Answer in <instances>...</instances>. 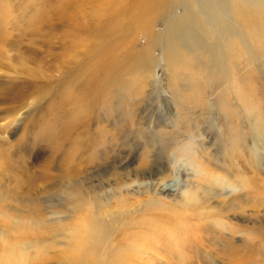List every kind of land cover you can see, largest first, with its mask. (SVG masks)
Wrapping results in <instances>:
<instances>
[{
  "label": "rangeland",
  "instance_id": "obj_1",
  "mask_svg": "<svg viewBox=\"0 0 264 264\" xmlns=\"http://www.w3.org/2000/svg\"><path fill=\"white\" fill-rule=\"evenodd\" d=\"M118 1L0 0V94L19 85L0 95V264L7 253L21 264H69L67 253L73 264H264V0H164L152 25L146 6L126 17ZM61 4L111 35L59 65L75 90L91 65L101 82L111 74L112 109H94L71 163L55 145ZM179 62L188 83L171 87L165 63ZM98 115L106 157L128 163L87 169Z\"/></svg>",
  "mask_w": 264,
  "mask_h": 264
},
{
  "label": "bare ground",
  "instance_id": "obj_2",
  "mask_svg": "<svg viewBox=\"0 0 264 264\" xmlns=\"http://www.w3.org/2000/svg\"><path fill=\"white\" fill-rule=\"evenodd\" d=\"M98 1L100 2V0H98ZM98 1L96 0V3ZM110 1L111 0H103V2L105 3V5L108 2H110ZM156 1L155 0H119L118 3H116V6L117 5L120 6V5H122V4L125 3V5H122L119 8V12L123 16H126V17H132V16H135L136 15L135 10H138V9H134V7H136L137 4H140V6L141 5L146 6L147 7L146 10H148V12H146V14L148 15L147 16V19H149V20H147V22L150 25H152V23L154 21V17H155L156 12L162 9V8H160V6L164 2V0H156ZM74 4H76V3H74ZM74 4H72L70 6V10L68 8L69 5L66 6L64 4H61L59 7L56 8V12H57V15H56L57 22L56 23L57 24H55V25H57L58 34L55 37L53 36L55 39L52 37L53 38V42H54V43L52 42L53 43L52 45L53 46L56 45L57 48L59 49L58 53H56V56H55V61H56V67H55V69H56V77L58 79L57 82L61 83V81H63V79H67V83H66L67 85L65 84V89L63 90L64 95L62 97L61 102L59 103V104H62L63 107L60 106L58 108L57 115L55 117L56 124L59 127V129H56V133H55L56 153H57V155L60 154V153H63V155H61L63 161L64 162H70V163L72 162L71 159L75 155V152H76V149H77V145L79 143V136L81 134L88 133V130H91L90 129L91 122H92L91 114L93 113L94 109L99 112L103 107H106V105H108V103L110 101V98L105 96L104 88H105L107 82L109 81V79L111 77V74L108 71V74L106 75V78L105 79H102L101 78L103 80L101 82V80H98L99 77L97 75V69H96L97 67H96V64L91 65V66H89V69L88 70H91L93 68L92 73H88V70L86 69V71L84 73V76H85V83H84V85L80 88V90L78 88H77L78 90H75L74 87H73L72 79H69L70 77L68 75L67 76L66 75H63L64 73L61 72L62 70H60V66H59L60 63L63 62L64 64H70L71 57H74V55L76 54L77 50L80 48L79 46H82L83 47V45L84 46L86 45V46H89L90 47V44H91L92 40H94V39H101L102 37L104 38V36H109L110 35L106 31V29L104 30V28H99L96 25L93 26L94 23L96 22L95 21L96 20L95 15H89L88 12H84L87 9H85V10L82 9L84 11L79 10V8H77V7L78 6H82L81 4L79 5L77 3L78 6H75ZM105 5H104V7H105ZM102 7H103V5H102ZM138 7H139V5H138ZM143 9L144 8H141V10H143ZM109 15H111V14H109ZM98 17H99V15H98ZM136 17H138V14H137ZM100 18H102V17L100 16ZM101 21L103 22V21H105V19H103ZM109 21L107 20L108 24L110 23ZM104 23H102V24H104ZM113 26L114 25H112V27ZM109 27H108V29H109ZM109 33H111V32H109ZM97 42H100V40H98ZM97 46H98V44H96V47ZM104 46H105V44L102 47L104 48ZM52 48L53 47H51L49 49H52ZM109 49H107V50H109ZM114 53H116V52H114ZM54 54H55V52H54ZM101 56H102V58H104L103 55H101ZM116 60L118 61L117 58L115 59V61ZM105 63H106V61H104L103 65H100V68H101V71L102 72L104 71V73H106V69L107 68H111L114 71H116L115 74L120 75L122 73L121 68H117L118 65L116 66L114 63L112 65L111 62L110 63H106V64ZM182 65H183V63L182 62H179L177 64V67H175V66L173 67L169 63H165V67H166L165 68V73L168 74V76H169L168 82L171 84V87L176 86L180 82H185L186 81V83H188V80L185 79V78H183V76L180 74L182 72L179 69H185L186 68V67H184ZM150 68H151V72H154V76H155L156 65H153ZM170 68H171V70H169ZM95 69H96V71H95ZM98 69H99V67H98ZM63 71H64V69H63ZM183 75H185V73H183ZM154 76H153V78H154ZM77 79H79V78H77ZM188 79L191 80V81H193V82H195V83H199V81L193 75H191ZM76 82H78V81H76ZM151 82L153 83V80ZM70 83H71V86H70ZM98 83L99 84L102 83V87H100L98 85ZM18 87H19V85H9V84H7V85H5V88H3V90L1 91V94L0 95L3 96V97L10 96V94L16 92V90L19 89ZM19 93H20V91H19ZM19 93L17 95H19ZM10 98H11V96H10ZM143 99H146V97L144 96ZM143 99H141V101L144 104L145 100H143ZM142 103L139 106H142ZM110 104H111V101H110ZM125 105L127 106V104H125ZM112 106L109 105L106 108L112 109ZM137 106H138V103H137L136 107ZM127 107H124V108L127 109L126 112H128V108ZM119 110H121V109H119ZM116 112L118 113V110L115 111V113ZM100 113L101 112H99V114ZM133 114L135 115L137 113L134 112ZM95 119H96L97 124H98V127H97V129H98V131H97V134L98 135L97 136L98 137H96L97 139H95V141H93L94 143H90V141H92V140H90L88 142V147L90 148L91 152H90V155L88 154L89 156L87 158V165H88L87 169L88 170H90V169L92 170V169L100 168L101 166H104L106 164H116V163H118V160H119L120 163H124V164L125 163H128L130 161V159L128 157L127 158H124V159H122L121 157H119V155H117L115 158H114V155L106 157V154H105L106 153V148H105V145L106 144H105V138H104L105 137V134H104L105 132L101 129L102 126H103V123L100 122V116L99 115ZM144 124H146V123H144ZM116 125H120V124H116ZM104 130H105V127H104ZM107 132H109V131H107ZM107 134H106V137H107ZM117 144H119V143H117ZM96 150L99 151L100 154L102 152V155L103 156H100V154L98 152L96 153ZM148 159H149V157H148ZM70 163H68V164H70ZM144 163H148V164L144 165ZM144 163H142L144 166H140V169H138V173H140V177L133 176L131 179L129 178L130 181H131V185L132 186H135L136 188L138 186L141 187V184L144 182V178L148 177L147 176V174H148L147 172H148V169L151 166V164H150V162L148 160L146 162H144ZM68 166H70V165H68ZM68 166H67V168H69ZM134 171H136V170H134ZM142 178H143V180H142ZM157 182L158 181H151L148 186H146V185L145 186L148 187L150 190H153V188L156 186ZM144 184H145V182H144ZM136 185H138V186H136ZM140 189H142V188H140ZM163 220H157V223H162ZM165 222H166V220H165ZM93 224L94 223H92V227L94 226ZM159 226L160 225H158V227ZM94 228L95 227L91 228L92 231H93ZM151 228H147V229L149 230ZM159 228H161V227H159ZM143 234H144V232H143ZM156 238H158V237H156ZM94 240H95V242H98V241L101 240V237L96 236L94 238ZM63 259H64V261H67L69 264H73V263H75V262L78 261V258L76 256H74L73 254H70V253H67L66 255H64L63 256ZM20 262L21 261H19L16 256L12 255L11 253H7V255L5 257V260L2 261V264H21Z\"/></svg>",
  "mask_w": 264,
  "mask_h": 264
}]
</instances>
